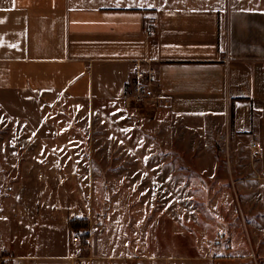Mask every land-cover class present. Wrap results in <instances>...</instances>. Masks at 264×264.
Here are the masks:
<instances>
[{"label":"crops","instance_id":"crops-1","mask_svg":"<svg viewBox=\"0 0 264 264\" xmlns=\"http://www.w3.org/2000/svg\"><path fill=\"white\" fill-rule=\"evenodd\" d=\"M139 67L156 74L155 101L135 113L127 99ZM30 96L42 106L69 104L88 122L222 123L236 152L251 161L247 178L234 181L242 187L247 244L232 239L226 260L264 264V0H0V106ZM42 119L0 118L8 124L0 129V264L9 251L13 264H141L131 242L127 255L111 253L109 217L94 210V178L71 177L96 170L90 154L99 133L50 130L46 123L59 118ZM40 121L45 125L37 128ZM150 133L139 136L143 149L119 153H152ZM103 135L110 140L115 133ZM103 145L106 154L116 149ZM128 161L113 164L128 169ZM75 219L89 222L86 244L73 241Z\"/></svg>","mask_w":264,"mask_h":264},{"label":"rangeland","instance_id":"rangeland-1","mask_svg":"<svg viewBox=\"0 0 264 264\" xmlns=\"http://www.w3.org/2000/svg\"><path fill=\"white\" fill-rule=\"evenodd\" d=\"M132 87L131 83L127 99L130 110H151L153 104H141L130 97ZM15 100L16 106H0V118H59L46 123L50 130L99 133L96 154H90L96 170L73 171L71 177L94 178L93 194L98 200L94 210L99 207L98 218L109 217L111 253L127 255L131 242V251H138L135 254L141 264H230L226 259L232 257V239L236 245L247 244L242 187L234 181L247 178L251 161L236 152L222 123L211 119L186 122L181 118H95L88 122L85 113L77 119L76 110L63 100L64 108L55 107V100L42 106L39 96ZM7 125L0 122V129ZM34 125L40 128L45 123ZM105 131L115 135L108 140ZM143 132H151L155 138L152 153H119L120 147L143 149L139 139ZM107 141L116 148L110 154L103 152ZM123 157L131 163L128 169L113 164ZM140 157L153 164L141 166L135 161ZM109 179L111 185L105 186ZM72 189L74 193L77 188ZM81 236L82 231L75 232L79 240Z\"/></svg>","mask_w":264,"mask_h":264},{"label":"built area","instance_id":"built-area-1","mask_svg":"<svg viewBox=\"0 0 264 264\" xmlns=\"http://www.w3.org/2000/svg\"><path fill=\"white\" fill-rule=\"evenodd\" d=\"M155 33L154 28H150L147 31L148 36H152ZM156 81V74L153 70L145 71L140 67L135 72L133 91L130 97L141 104H153L155 101L154 85ZM253 152H258L259 148L256 144L251 146ZM74 242H79V237H75Z\"/></svg>","mask_w":264,"mask_h":264},{"label":"trees","instance_id":"trees-1","mask_svg":"<svg viewBox=\"0 0 264 264\" xmlns=\"http://www.w3.org/2000/svg\"><path fill=\"white\" fill-rule=\"evenodd\" d=\"M69 227L74 232H81L83 230H88L90 225L87 220H70L69 221ZM80 239L83 241V244H86V241L89 239V234H84L80 237ZM13 254L11 251L4 252L2 255V263L1 264H13L10 259H12ZM128 264H136V263H128Z\"/></svg>","mask_w":264,"mask_h":264}]
</instances>
